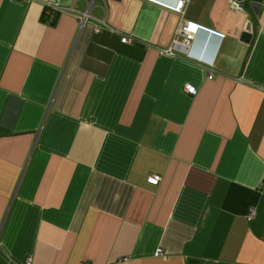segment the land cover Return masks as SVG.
Wrapping results in <instances>:
<instances>
[{
	"label": "crops",
	"instance_id": "obj_1",
	"mask_svg": "<svg viewBox=\"0 0 264 264\" xmlns=\"http://www.w3.org/2000/svg\"><path fill=\"white\" fill-rule=\"evenodd\" d=\"M177 1L0 0V264H264V0Z\"/></svg>",
	"mask_w": 264,
	"mask_h": 264
},
{
	"label": "built area",
	"instance_id": "obj_2",
	"mask_svg": "<svg viewBox=\"0 0 264 264\" xmlns=\"http://www.w3.org/2000/svg\"><path fill=\"white\" fill-rule=\"evenodd\" d=\"M188 2V0H178L176 2V4L172 7V9L175 11V12H178V13H182V9L184 7V5ZM233 5L234 7H237L239 5L238 2L234 1L233 2ZM56 8V7H55ZM58 10V9H56ZM78 13V16L82 19V20H86L90 14L88 11H85V12H77ZM105 26V23L101 22V23H98L95 25L94 27V30L95 31H98L101 26ZM199 30H206V31H209V32H212V33H215L217 35H220V36H223L222 33L214 30V29H211L205 25H202L200 23H197V22H194V21H190V20H187V19H181L178 23V26H177V30H176V36L175 38L172 40V43L170 45V47L166 48V49H161L159 51L160 54H165V55H175L177 53H180L181 55L182 54H185V55H188L187 51H188V48H189V44H190V41L191 39L194 37V35L199 31ZM177 37H180V39H178ZM121 41L122 42H129L131 41V38H128V37H122L121 38ZM184 91L188 94H194L196 92V89L194 86L192 85H185V87L183 88ZM160 180V176L159 175H150L146 178V182L149 183V184H157V182ZM255 213V210H254V207L253 206H250L248 208V212H247V218L250 219L253 217ZM156 255H160L161 254V250L158 248L156 250ZM30 258H28L27 260V264H30Z\"/></svg>",
	"mask_w": 264,
	"mask_h": 264
},
{
	"label": "water",
	"instance_id": "obj_3",
	"mask_svg": "<svg viewBox=\"0 0 264 264\" xmlns=\"http://www.w3.org/2000/svg\"><path fill=\"white\" fill-rule=\"evenodd\" d=\"M245 6L247 7V9L250 11L252 9L253 13L257 10V8L259 7V4L257 2H253V1H247L245 2ZM251 13V12H250ZM252 33L249 32H243L241 34V39L244 40L245 42H248L251 38Z\"/></svg>",
	"mask_w": 264,
	"mask_h": 264
}]
</instances>
